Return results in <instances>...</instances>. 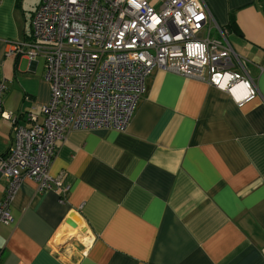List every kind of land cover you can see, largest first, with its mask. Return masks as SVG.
I'll return each instance as SVG.
<instances>
[{
    "label": "crops",
    "instance_id": "1",
    "mask_svg": "<svg viewBox=\"0 0 264 264\" xmlns=\"http://www.w3.org/2000/svg\"><path fill=\"white\" fill-rule=\"evenodd\" d=\"M205 2L258 95L239 105L210 83L155 69L126 130L72 129L58 141L51 172L69 185L65 203L22 181L14 220L0 223V264H264L263 2ZM40 3L0 0L4 106L26 126L29 113L42 121L51 96L44 57L19 49ZM13 140L0 119V155ZM7 184L0 171V201Z\"/></svg>",
    "mask_w": 264,
    "mask_h": 264
},
{
    "label": "built area",
    "instance_id": "2",
    "mask_svg": "<svg viewBox=\"0 0 264 264\" xmlns=\"http://www.w3.org/2000/svg\"><path fill=\"white\" fill-rule=\"evenodd\" d=\"M19 49L44 57L51 96L42 121L29 113L26 126L5 109L7 85L0 81V119L14 125L13 143L0 155L8 179L0 201L5 224L14 220L10 206L25 178L66 202L69 185L51 172L58 141L72 129L126 130L155 69L210 83L239 105L259 93L205 0H41L31 38Z\"/></svg>",
    "mask_w": 264,
    "mask_h": 264
},
{
    "label": "trees",
    "instance_id": "3",
    "mask_svg": "<svg viewBox=\"0 0 264 264\" xmlns=\"http://www.w3.org/2000/svg\"><path fill=\"white\" fill-rule=\"evenodd\" d=\"M263 2V11H264V0H260ZM234 22V13L232 12V23ZM227 28V27H226ZM228 29V28H227Z\"/></svg>",
    "mask_w": 264,
    "mask_h": 264
},
{
    "label": "water",
    "instance_id": "4",
    "mask_svg": "<svg viewBox=\"0 0 264 264\" xmlns=\"http://www.w3.org/2000/svg\"><path fill=\"white\" fill-rule=\"evenodd\" d=\"M70 223L73 225V226H77V222L76 221H70Z\"/></svg>",
    "mask_w": 264,
    "mask_h": 264
},
{
    "label": "rangeland",
    "instance_id": "5",
    "mask_svg": "<svg viewBox=\"0 0 264 264\" xmlns=\"http://www.w3.org/2000/svg\"><path fill=\"white\" fill-rule=\"evenodd\" d=\"M84 241H86V242H88L89 241V239L85 236V238H84Z\"/></svg>",
    "mask_w": 264,
    "mask_h": 264
}]
</instances>
